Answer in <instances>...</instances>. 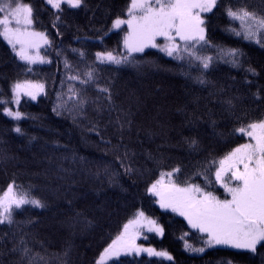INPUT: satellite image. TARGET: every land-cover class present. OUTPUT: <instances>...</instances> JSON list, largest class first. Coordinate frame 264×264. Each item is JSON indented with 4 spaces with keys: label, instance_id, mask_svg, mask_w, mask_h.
Here are the masks:
<instances>
[{
    "label": "trees",
    "instance_id": "trees-1",
    "mask_svg": "<svg viewBox=\"0 0 264 264\" xmlns=\"http://www.w3.org/2000/svg\"><path fill=\"white\" fill-rule=\"evenodd\" d=\"M28 2L32 28L45 31L51 42L45 57L51 63L31 65L33 71L26 72L29 66L0 38V95L11 100L18 80L45 85L35 101L21 98L19 111L25 118L19 121L3 115L0 107V196L14 181L30 189L44 207L13 208V222L0 224V264H95L137 210L164 228L163 237L146 233L149 239L141 242L167 250L174 261L141 254L109 264H264L260 246L256 254L222 248L185 251L183 233H189L186 239L196 247L202 246L201 234L175 213L160 210L147 192L162 171L179 168L178 180L228 197L216 183L215 171L220 160L247 141L234 130L264 119V46L230 32L225 9L246 5L264 13V0H218L204 16L209 44L243 53L242 67L214 60L207 69L198 63L189 67L157 50L134 54L138 66L98 64L96 52L123 50L126 27H110L116 18H126L130 0H84L78 9L62 5L58 26L53 25L56 10L45 0ZM202 55L215 56L216 47H205ZM66 59L81 75L88 66L97 69L96 81L85 86L68 80ZM69 85L87 88L85 114L56 107L58 97L67 100ZM257 92L260 100L254 98ZM193 115L197 118L191 119ZM161 157L167 167L154 163Z\"/></svg>",
    "mask_w": 264,
    "mask_h": 264
},
{
    "label": "snow or ice",
    "instance_id": "snow-or-ice-1",
    "mask_svg": "<svg viewBox=\"0 0 264 264\" xmlns=\"http://www.w3.org/2000/svg\"><path fill=\"white\" fill-rule=\"evenodd\" d=\"M46 2L56 10L53 25L58 26L63 16L62 5L78 9L84 0ZM217 5L218 0H131L127 9L128 19L116 18L111 28L121 30L123 25H127V32L123 36V50L98 51L95 53L96 62L138 66L140 62L134 54L144 53L146 49L152 48L172 59L187 62L189 67L198 63L207 69L214 60L233 67H242L240 57L243 53L240 50L214 46L206 39L205 19L202 14L212 12ZM225 14L230 21V32L246 41L264 46V13L249 10L246 5H229ZM235 22H239V28ZM32 25L33 8L28 0H0V38L11 46L20 61L29 66L25 69L26 72L33 71L31 65L51 63L45 58L47 48L52 46L49 37L45 31H35ZM158 38H162L165 43H157ZM205 47H216V55H202ZM42 48L45 49L43 54L40 51ZM72 51L76 52V49ZM84 55L80 52L81 57ZM65 68L70 70L67 77L70 81L85 86L96 81L97 69L91 66L81 75L78 69L73 71V66L66 59ZM248 71L255 74L253 69ZM197 79L199 83H205L203 79ZM44 88L45 85L40 82L18 80L11 88V100L0 95L3 115L15 121L25 118L19 111L21 98L28 97L35 101ZM86 91V87L77 90L69 85L67 100L63 99V95L58 97L60 103L56 107H63L77 115L85 114L90 102L83 95ZM98 91L109 92V89L98 88ZM254 98L260 100L261 93H255ZM107 99L111 103L110 95ZM228 103L231 105L233 102ZM12 104L16 105V110L12 109ZM196 118L195 115L191 117ZM211 123L215 130V122ZM14 130L17 133L22 132L19 126ZM234 131L249 140L220 160V166L215 171L216 183L224 189L230 199H221L212 191L190 180H178L175 174L180 171L179 168L162 171L160 178L147 188V192L156 197L155 202L161 209L183 217L191 229L201 234L199 242L202 246L196 247L186 239L189 233H183L181 239L184 240L185 251L203 253L206 247L226 246L256 254L260 251L258 246L264 248V119L257 118ZM190 143L195 146L197 141L190 139ZM154 163L161 168L168 166L163 157L154 158ZM205 178L207 179V176ZM208 183L211 181L208 180ZM25 205L44 207L41 200L34 198L30 189H24L14 181L9 183L0 196V224H11L13 208L21 209ZM146 233L163 237L164 228L158 219L150 218L143 210H137L134 218L125 223L122 231L103 249L95 264H109L110 261L119 260L121 256H140L142 253L160 261L173 262L174 257L167 250H157L155 247H144L136 243L139 239H149ZM65 264H70V261ZM226 264L232 262L228 261Z\"/></svg>",
    "mask_w": 264,
    "mask_h": 264
},
{
    "label": "rangeland",
    "instance_id": "rangeland-1",
    "mask_svg": "<svg viewBox=\"0 0 264 264\" xmlns=\"http://www.w3.org/2000/svg\"><path fill=\"white\" fill-rule=\"evenodd\" d=\"M45 2H46V0H45ZM47 3V2H46ZM130 4H131V0H130V3H129V6H130ZM63 5H66V4H63ZM50 6V5H49ZM51 7V6H50ZM210 13V12H209ZM206 14H208V13H204V14H202V16L204 17ZM121 19H128V15L126 16V18H121ZM124 27H126V29H127V25L125 24V25H123ZM122 26V27H123ZM111 28H112V24H111V27H110V31H116V30H111ZM36 31V30H35ZM39 32V31H38ZM4 41V40H3ZM7 45H8V43L6 42V41H4ZM157 43H159V44H163V43H165L164 42V40L162 39V38H158V40H157ZM9 47H10V49H11V51H12V48H11V46L10 45H8ZM146 50H157V49H152V48H148V49H146ZM158 51V50H157ZM13 52V51H12ZM14 53V52H13ZM15 54V53H14ZM44 92V91H43ZM43 92L42 93H40L38 96H37V98L41 95V94H43ZM246 139H247V141L246 142H248V140H249V138L248 137H245ZM245 142V143H246ZM240 146V145H239ZM239 146H237V147H239ZM235 149V148H234ZM160 178V177H159ZM158 178V179H159ZM155 183V182H154ZM3 195V193L1 194V196ZM216 195V194H215ZM217 196V195H216ZM228 199H230V197H227ZM154 199H155V201H156V197H154ZM156 203V202H155ZM156 205L158 206V208L160 209V210H163V209H161L160 208V206H159V204L158 203H156ZM163 211H166V210H163ZM179 216V215H178ZM180 218H182L183 220H184V218L183 217H181V216H179ZM185 222H186V224H187V221L186 220H184ZM188 225V224H187ZM190 228V227H189ZM123 229V228H122ZM193 230V229H192ZM122 231V230H121ZM150 234H154V233H150ZM155 235V234H154ZM156 236V235H155ZM158 238H161V237H159V236H157ZM115 239V238H114ZM143 239H139V240H137L136 241V243L138 244V245H142V246H144V247H149L148 245H145L144 243H142L141 241H142ZM152 247V246H151ZM212 248H222V249H229V250H234V251H240V252H248V251H244V250H238V249H233V248H229V247H226V246H215V247H212ZM205 249H209V248H205ZM158 250V249H157ZM143 254V253H142ZM133 255H135V254H133ZM144 255H147V254H144ZM121 257H123V256H121ZM153 258H155V257H153Z\"/></svg>",
    "mask_w": 264,
    "mask_h": 264
}]
</instances>
